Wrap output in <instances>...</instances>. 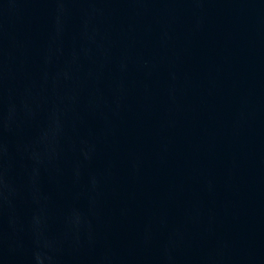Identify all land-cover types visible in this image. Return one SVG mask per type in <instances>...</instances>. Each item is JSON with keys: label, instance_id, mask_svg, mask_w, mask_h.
I'll return each mask as SVG.
<instances>
[{"label": "water", "instance_id": "water-1", "mask_svg": "<svg viewBox=\"0 0 264 264\" xmlns=\"http://www.w3.org/2000/svg\"><path fill=\"white\" fill-rule=\"evenodd\" d=\"M0 264H264V0H0Z\"/></svg>", "mask_w": 264, "mask_h": 264}]
</instances>
